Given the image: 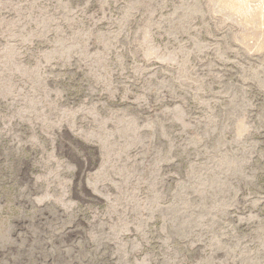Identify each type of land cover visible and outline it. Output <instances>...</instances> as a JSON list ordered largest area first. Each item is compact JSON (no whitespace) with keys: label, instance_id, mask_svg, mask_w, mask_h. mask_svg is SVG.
Wrapping results in <instances>:
<instances>
[{"label":"rangeland","instance_id":"1","mask_svg":"<svg viewBox=\"0 0 264 264\" xmlns=\"http://www.w3.org/2000/svg\"><path fill=\"white\" fill-rule=\"evenodd\" d=\"M0 264H264V0H0Z\"/></svg>","mask_w":264,"mask_h":264}]
</instances>
